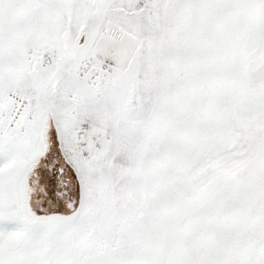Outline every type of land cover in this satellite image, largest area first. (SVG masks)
I'll use <instances>...</instances> for the list:
<instances>
[{
    "label": "snow or ice",
    "instance_id": "6c2138e0",
    "mask_svg": "<svg viewBox=\"0 0 264 264\" xmlns=\"http://www.w3.org/2000/svg\"><path fill=\"white\" fill-rule=\"evenodd\" d=\"M0 264H264V0H0Z\"/></svg>",
    "mask_w": 264,
    "mask_h": 264
}]
</instances>
